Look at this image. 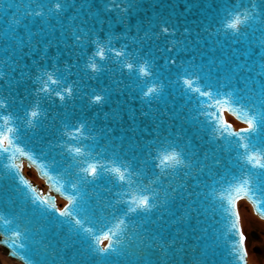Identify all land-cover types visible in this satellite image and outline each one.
I'll list each match as a JSON object with an SVG mask.
<instances>
[{"label": "snow or ice", "instance_id": "snow-or-ice-1", "mask_svg": "<svg viewBox=\"0 0 264 264\" xmlns=\"http://www.w3.org/2000/svg\"><path fill=\"white\" fill-rule=\"evenodd\" d=\"M139 7L138 0H0V235L7 254L23 264H38L33 253L41 250L55 264H182L185 225L207 245L192 264H247L237 203L249 198L264 216V0H218L224 15L186 24L183 46L173 40L165 47L173 54L162 65L152 45L175 37L177 23L164 16L133 23ZM113 13L119 34L98 29ZM37 21V30L28 28ZM221 33L249 49H233V59L217 64L201 41ZM53 46L57 56L48 55ZM63 54L76 59L61 66ZM25 57L31 67H20ZM107 61L131 79L116 80L117 88L139 90L148 106L140 116L152 120L150 132L140 131L151 139L140 136L135 110L116 134L44 107L53 95L74 99L84 83L80 71L94 79L111 71ZM53 84L62 86L50 90ZM86 95L97 105L111 93ZM157 102L165 107L153 114ZM226 112L245 126L234 128ZM161 117L179 121L175 131ZM112 119H123L117 109ZM25 160L47 181V195L25 177ZM52 191L67 201L63 208ZM210 213L218 228L204 226Z\"/></svg>", "mask_w": 264, "mask_h": 264}, {"label": "water", "instance_id": "water-1", "mask_svg": "<svg viewBox=\"0 0 264 264\" xmlns=\"http://www.w3.org/2000/svg\"><path fill=\"white\" fill-rule=\"evenodd\" d=\"M218 0H138V3L140 5L138 11L134 14L133 17V23H136L140 20H144L145 23H147L148 18H152L155 20L157 16H164V17H170L173 21L177 23V27L179 31L177 32V35L175 37H161L158 41V46L156 43L152 45L151 51L153 56L155 57L156 63L158 65H162L164 63L165 58L172 55V52H168L165 49L172 48V41L176 40L178 43L185 40V36L181 35L183 33V28L187 24L190 28H195L196 25L193 22L199 21L201 19H212L214 21H218L224 14L220 12L216 8ZM236 2H239V0H236ZM18 15H23V13H19ZM107 19H111L113 22L111 24L103 23V24H97V28L103 27L105 31H113L119 34V32L123 29V26L116 23L115 20V14H109ZM39 22H35L33 24H29L28 28L35 31L39 28ZM217 25L214 24V28ZM2 27V26H0ZM197 31L199 29H196ZM27 29L23 28V26H20V34H23ZM59 35V33H56ZM256 35H259V33H256ZM191 39V38H189ZM204 39L207 40V44H204V40L201 41V44L204 48V51L206 53L207 57L213 58L216 60L217 64L220 63V61H225V63H228L229 60L233 59V49H239V50H246L249 49V45L247 42L243 43H234L230 41H226L224 38L223 33L220 34L219 37L213 35L208 36L207 34H204ZM217 40H219V43H217ZM122 42H116L114 41V44L117 48L120 47ZM180 46L182 47L183 44L180 43ZM0 49H2V45H0ZM48 55L49 56H57L58 55V47L53 46L51 48H48ZM59 51L67 52L68 50L63 49V46L61 45L59 47ZM107 56V53H106ZM38 55L32 56V59H38ZM32 59H29L28 57H25L23 61H21L20 67H23V65L27 64L29 67L32 65ZM76 57L74 55L70 56L67 54L60 55V61L61 66L64 65L65 62H74ZM244 57H239L240 61H243ZM97 66L100 65L101 61L99 57L96 58ZM51 63V61H49ZM251 63V60L249 61ZM84 61H80L81 69L83 68ZM108 68L111 69V71H105L104 73L99 74L94 79H89L87 75H84L82 71H80V75L83 76V85L80 89H78V94L76 97L72 100H66L65 102H61L59 100V97H56L53 95L52 100H50L48 103L44 104V107L48 109L49 113L56 114L57 112H63L67 110L68 112L73 113V117H80L85 116L89 118L90 120L95 121L96 126L98 128L101 127H111L116 129V134L120 133L121 128L126 129L129 124L132 123L130 116L133 110L136 112V116L138 117L136 124H137V130L140 132V136H143L145 139H151V136L146 135L145 132L140 131L141 129H147L149 132L151 131L152 126V120L149 117H142L140 116V109L143 108L145 111L148 110V106L144 104L138 97V89L137 92H129L127 90L123 89V85H121L119 88H117V85L114 83L116 80L123 79L125 84L131 83V79L128 77L127 70L125 69V74L122 77L119 71V66L117 64H114L110 61H107ZM25 72L28 71V68L23 69ZM49 71L51 69L49 68ZM78 70L73 69V72L76 73ZM91 71V70H89ZM241 76L246 75V73L241 72ZM57 76L53 75V79H56ZM78 77L76 75L70 76L69 80L77 79ZM62 85L59 84H53L50 85V90H59V88ZM108 89L111 93L108 101L103 104H97V105H89L87 95L86 93H90L92 89H96L97 92H101L102 89ZM115 90V91H114ZM159 106L161 110H164V104L161 102H157V104L153 105V114L155 113V108ZM113 109H117L120 112V115L122 116V120L115 121L112 119V112ZM105 113H108L109 115L106 117ZM227 115H230L228 119L233 123H231L229 120H227ZM232 116V117H231ZM234 116L230 113H224V118L233 125L234 128L236 126H241L242 123L240 121H237L236 118H233ZM161 119L165 120L164 127H170L172 131H175V124L176 126L179 125V121H171L168 119V117H161ZM235 124V125H234ZM245 125L241 126L244 127ZM237 130L239 127L236 128ZM191 131V130H190ZM127 135H131V133H127ZM25 166L32 167L37 172V175L43 179L45 186L43 187L39 185L40 182L33 181L24 171L25 177L37 188L42 190L45 195L49 193V186L45 178L40 173L38 167L36 165H31L27 160L24 161ZM158 172L159 169H156ZM41 184V183H40ZM51 195L55 199L57 205L59 206V198L64 199L62 195L59 193L52 191ZM247 202L251 203L253 206L254 212L258 214L261 218H264V216L260 215L259 210L256 208V206L253 204L252 200L249 198H245ZM64 201H66L64 199ZM67 202V201H66ZM239 202V201H238ZM67 204V203H66ZM65 204V205H66ZM64 205V206H65ZM63 206V207H64ZM238 210V209H237ZM203 219V218H202ZM192 225H195V221H192ZM209 225H212V227H219V225H214L211 219V213L209 214V219L205 223V227H208ZM115 227V225H113ZM123 227V226H120ZM184 227L186 235L182 234V239L187 240V244L184 245V247L187 249L186 252L181 253L180 256L182 257V264H192L193 258L198 257L199 252L206 247L204 241L199 240L195 234H193L190 231V228L185 225ZM243 228V227H242ZM176 228H173L170 230V232H175ZM212 231V228H209V232ZM4 236L0 235V245L2 246L3 250L6 252V249H4L3 241ZM211 241H209L210 243ZM17 243H19V240H17ZM108 241L104 242V246H106ZM179 247V244L177 245ZM192 249H196V251H193ZM7 254V252H6ZM8 255V254H7ZM34 258L38 262V264H43L44 260L49 261V264H55V262L52 260L50 256L43 255V250H41L40 254L33 253ZM68 255H71L69 252ZM10 256V255H8ZM13 258L12 256H10ZM14 259V258H13ZM247 259V258H246ZM19 262V259H15ZM249 261L253 264H257L256 260H250ZM23 263V262H22ZM248 264V261H247Z\"/></svg>", "mask_w": 264, "mask_h": 264}, {"label": "rangeland", "instance_id": "rangeland-1", "mask_svg": "<svg viewBox=\"0 0 264 264\" xmlns=\"http://www.w3.org/2000/svg\"><path fill=\"white\" fill-rule=\"evenodd\" d=\"M28 176L33 180L43 183L35 170L32 168H26ZM239 213L241 219V225L245 236L247 237L246 248L248 252V258L250 260H256L257 264H264V221L261 220L257 215L252 211L251 205L246 200H242L239 203ZM254 230L258 237L257 239L252 236L250 233ZM0 264H19V262L10 259L0 248ZM21 264V263H20Z\"/></svg>", "mask_w": 264, "mask_h": 264}, {"label": "bare ground", "instance_id": "bare-ground-1", "mask_svg": "<svg viewBox=\"0 0 264 264\" xmlns=\"http://www.w3.org/2000/svg\"><path fill=\"white\" fill-rule=\"evenodd\" d=\"M59 200H61V199L59 198ZM59 200H58V201H59ZM63 202H65V201H63ZM260 219H261V218H260ZM261 220H263V219H261ZM263 221H264V220H263Z\"/></svg>", "mask_w": 264, "mask_h": 264}]
</instances>
